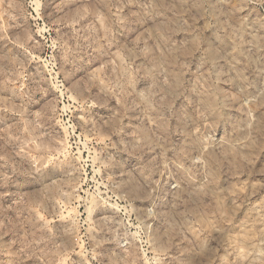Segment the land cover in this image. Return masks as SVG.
Wrapping results in <instances>:
<instances>
[{"label":"rangeland","instance_id":"1","mask_svg":"<svg viewBox=\"0 0 264 264\" xmlns=\"http://www.w3.org/2000/svg\"><path fill=\"white\" fill-rule=\"evenodd\" d=\"M0 264H264V0H0Z\"/></svg>","mask_w":264,"mask_h":264}]
</instances>
